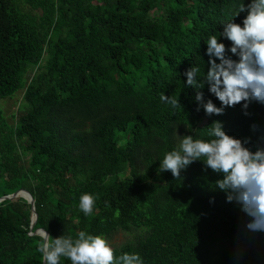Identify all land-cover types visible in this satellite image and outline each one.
<instances>
[{"label": "trees", "instance_id": "16d2710c", "mask_svg": "<svg viewBox=\"0 0 264 264\" xmlns=\"http://www.w3.org/2000/svg\"><path fill=\"white\" fill-rule=\"evenodd\" d=\"M248 3L0 0V198L29 191L33 232L53 238L128 234L114 254L138 253L143 264H264V253L233 245L252 244L261 232L246 230L249 217L215 186L221 175L202 161L179 178L158 172L181 136L210 140L214 121L248 139L250 150L264 147V104L208 116L197 111L199 89L184 75L198 67L202 81L206 40L214 35L229 48L220 32L233 19L242 26L246 12L237 13ZM20 91L9 118L2 104ZM200 91L221 107L207 83ZM82 194L95 198L91 215L79 209ZM31 217L23 198L0 203V264H44V238L31 235Z\"/></svg>", "mask_w": 264, "mask_h": 264}, {"label": "clouds", "instance_id": "9594fccd", "mask_svg": "<svg viewBox=\"0 0 264 264\" xmlns=\"http://www.w3.org/2000/svg\"><path fill=\"white\" fill-rule=\"evenodd\" d=\"M240 12H246L242 26L233 19L220 32V36L230 42L229 48L214 35L206 40L209 60L202 81L197 79L198 67L192 66L184 73L186 85L199 89L195 96L199 105L197 111L202 107L208 116L223 115L226 107L237 104H242L245 110L253 101L264 104V0L242 4L237 15ZM205 83L221 107L211 99L205 102L200 91ZM160 99L173 108L180 106L175 96L161 93ZM208 135L212 138L207 141L194 140L192 135L181 136L178 148L167 152L160 161L158 172L170 171L173 177L179 178L181 170L195 161H202L205 169L222 176L215 181V186L227 194V201H235L249 217L246 230L264 232V147L250 150L245 146L248 139L242 141L228 135L220 121L212 123ZM94 205L92 195L80 196L79 209L84 215H91ZM39 251L44 264H60L61 257L69 259L71 264H143L138 253L116 257L104 238L84 231H80L75 239L53 238L45 233Z\"/></svg>", "mask_w": 264, "mask_h": 264}, {"label": "rangeland", "instance_id": "374dc122", "mask_svg": "<svg viewBox=\"0 0 264 264\" xmlns=\"http://www.w3.org/2000/svg\"><path fill=\"white\" fill-rule=\"evenodd\" d=\"M32 72L29 73L27 76V79L30 80L32 77ZM23 91H20L17 93L13 99L5 101L2 106L7 114V116L10 118L12 114L16 113L23 98ZM261 234L258 236V239L252 243V244H233L235 249L243 252V253H264V232L259 233ZM131 239V236L125 233H117L112 239L106 240L111 248L118 247L124 243H126L128 240ZM224 245H226L227 248H230V243L225 242Z\"/></svg>", "mask_w": 264, "mask_h": 264}, {"label": "water", "instance_id": "95a60500", "mask_svg": "<svg viewBox=\"0 0 264 264\" xmlns=\"http://www.w3.org/2000/svg\"><path fill=\"white\" fill-rule=\"evenodd\" d=\"M18 198L25 199L31 206V209H32L31 226H30L31 235H39V236L44 238L45 233H48L47 231H45L43 229H38V230L33 232L35 225L37 223V220H38V214H37L36 208H35V200L29 191L23 189V190H19V191L15 192L12 195L2 197V198H0V203H2L4 201H12V200H15Z\"/></svg>", "mask_w": 264, "mask_h": 264}]
</instances>
